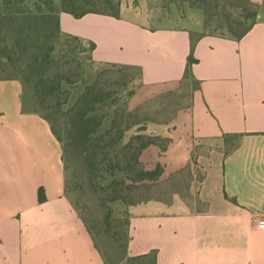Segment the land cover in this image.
Returning <instances> with one entry per match:
<instances>
[{"label": "crops", "instance_id": "crops-1", "mask_svg": "<svg viewBox=\"0 0 264 264\" xmlns=\"http://www.w3.org/2000/svg\"><path fill=\"white\" fill-rule=\"evenodd\" d=\"M249 1L255 23L240 39L201 35L193 45L197 87L188 113L164 130L160 178L186 166L192 177L184 195L127 208L126 258L264 264V0ZM59 27L93 43L95 63L136 68L154 92L186 78L200 28L157 18L150 0H120L118 18L60 13ZM19 94L17 81H0V264H104L65 196L60 145Z\"/></svg>", "mask_w": 264, "mask_h": 264}, {"label": "rangeland", "instance_id": "rangeland-1", "mask_svg": "<svg viewBox=\"0 0 264 264\" xmlns=\"http://www.w3.org/2000/svg\"><path fill=\"white\" fill-rule=\"evenodd\" d=\"M60 1L53 0L56 10L60 9ZM150 5L159 19L175 15L179 25L186 22L195 27L199 25L193 38L198 35L233 37L250 23L253 15V9L245 0H150ZM4 12L5 6L0 0V77L19 83V98L24 109L33 108L40 99L32 96V81L27 84L32 92L22 98L20 79L25 78L26 68L21 65L24 60L15 42L28 32L41 37L53 48L50 72L65 79L55 99L62 104L61 112L51 119L62 140L59 145L65 196L77 216L84 218L99 235L110 261L114 262L123 254L129 204L166 199L175 192L184 195L192 177L190 166H186L156 181L133 184L128 179L131 173L116 170L124 168L120 146L140 135L145 142L152 143L139 156L141 167L151 170L156 163L162 164L169 145L164 130L173 127L178 115L188 113L191 94L197 84L186 77L170 88L154 92L142 86L136 68L95 63L89 43L55 34L49 21L12 22L5 18ZM85 88L99 99L87 124L95 133L86 143L78 137L79 127L73 124L74 118L69 112ZM90 165L111 167L114 171L95 174Z\"/></svg>", "mask_w": 264, "mask_h": 264}, {"label": "trees", "instance_id": "trees-1", "mask_svg": "<svg viewBox=\"0 0 264 264\" xmlns=\"http://www.w3.org/2000/svg\"><path fill=\"white\" fill-rule=\"evenodd\" d=\"M245 3L253 9V15L250 23L238 34H234V39H240L243 35H245L248 30L255 23L256 17V6L251 3L249 0H245ZM3 5L5 6V18L8 20L15 22H39L41 20L49 21L53 27L52 31L55 34H62L59 27V14L67 13L73 16L74 18H81L86 14H99L110 16L113 18L119 17V6L120 0H61L60 1V9L56 10L53 5V0H32V4L30 0H3ZM32 6V8L29 7ZM48 22V23H49ZM67 37H72L70 35H65ZM201 35L193 38V34H191V50L190 54L187 58V65L185 69V77H190V67L195 60L192 58V48ZM225 37V36H224ZM74 39L80 40L76 37ZM82 41V40H80ZM83 42V41H82ZM91 46V51L94 48L93 43L87 42ZM15 47L17 52L20 54L24 61L21 62V65H24L26 68L25 78L20 79L21 87H22V98H26L29 94V91L34 93L32 96L36 99H40V102L31 108L24 109V113L35 114L38 115L41 119L46 121L49 124L50 131L54 138L58 143H62L60 136L57 134L53 123L51 121L52 116L59 114L61 112L60 102L56 101L58 94L62 91L63 83L65 79L58 76L57 74H51L50 72L52 67V59L51 53L53 48L51 45L47 44L41 37L36 36V34L30 35L26 32L25 36L19 37L15 42ZM113 65V64H106ZM119 66V65H116ZM17 80V78H14ZM32 79V80H31ZM4 80H12L8 77H0V81ZM32 81L31 89L27 87V84ZM23 100V99H22ZM48 100L47 103L44 101ZM54 101V102H53ZM44 103L46 105H44ZM99 103V99L96 94H92V91L88 88H85L80 94L79 98L69 111L74 118V125L79 127L78 129V137L83 140L85 143L88 139L95 133V130L89 128L87 126L90 121V114L94 111V107ZM39 108V109H38ZM41 112H44L45 115H42ZM74 126V128H75ZM144 130V129H142ZM152 143L149 141H144V138L140 135H136L131 137L125 144L121 147L123 152V163L124 168L116 169L118 172L131 173L132 177L128 178L131 183L136 184L142 181H156L158 180L163 173V165L161 163H156L154 168L151 170H145L139 164V156L141 152L147 148ZM62 161V159H61ZM111 167H96L94 165H90V169L92 173H112L110 169ZM114 169V168H112ZM64 170V168H63ZM98 177V176H97ZM41 190L39 191L38 201L42 202L44 200ZM139 203H130L131 205H136ZM79 219L84 224L95 249L98 251L101 256L104 264H122L123 262L129 264L138 263L140 260H146V264H153V255L150 254L145 257H137V258H126V247L128 243V218L125 223L124 230V239L125 245L123 246V254L114 262H111L108 256V253L103 248V242L99 235L91 228L88 223L79 216Z\"/></svg>", "mask_w": 264, "mask_h": 264}, {"label": "built area", "instance_id": "built-area-1", "mask_svg": "<svg viewBox=\"0 0 264 264\" xmlns=\"http://www.w3.org/2000/svg\"><path fill=\"white\" fill-rule=\"evenodd\" d=\"M260 225H261L262 227H264V220H262V221L260 222Z\"/></svg>", "mask_w": 264, "mask_h": 264}]
</instances>
